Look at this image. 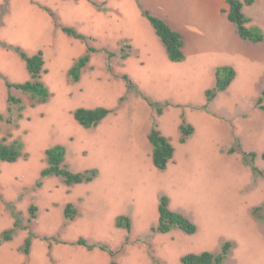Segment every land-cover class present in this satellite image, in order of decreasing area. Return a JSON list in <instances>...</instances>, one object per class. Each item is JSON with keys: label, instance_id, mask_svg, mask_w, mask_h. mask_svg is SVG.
I'll return each instance as SVG.
<instances>
[{"label": "rangeland", "instance_id": "374dc122", "mask_svg": "<svg viewBox=\"0 0 264 264\" xmlns=\"http://www.w3.org/2000/svg\"><path fill=\"white\" fill-rule=\"evenodd\" d=\"M125 1L98 5L108 14L111 2ZM185 1L158 0L152 11L188 37L185 58L175 67L151 27L155 42L137 37L133 42L134 60L144 65L132 62L129 68L142 86L128 78L126 60L97 53L85 70L83 87L77 89L65 80L63 69L84 48L59 35L58 13L65 23L106 38L84 17L66 13L65 20L57 11L70 5L81 10L83 2L95 0H0V143L23 145L17 162H0V238L19 224L11 241L0 243V264H182L185 255L218 253L225 242H231L232 249L224 264H264V209L253 214L264 207V112L257 106L264 91V40L242 39L262 46L259 54L258 49L239 52L211 18L200 22L188 12ZM244 15L248 27L264 33ZM41 41H48L52 51L41 80L55 87L45 103L5 86L30 79L14 48L28 49L30 55ZM220 67L232 68L235 78L208 102L206 90L214 85ZM8 95L21 103L10 104ZM98 107L111 112L97 127L85 129L74 122L76 109ZM164 117L177 122L168 130L179 150L161 171L148 162L149 147L137 135L147 127L159 130ZM184 121L194 132L181 147L176 124ZM57 144L67 150L64 165L69 171L95 170L94 179L68 186L61 177L43 178L46 150ZM242 153L256 154L253 164L261 174H253ZM163 196L171 210L197 226L195 234L153 230ZM68 204L77 212L73 220L64 216ZM120 217L130 220V231L116 226ZM79 240L96 248L77 245Z\"/></svg>", "mask_w": 264, "mask_h": 264}, {"label": "trees", "instance_id": "16d2710c", "mask_svg": "<svg viewBox=\"0 0 264 264\" xmlns=\"http://www.w3.org/2000/svg\"><path fill=\"white\" fill-rule=\"evenodd\" d=\"M229 5L228 19L234 24L236 30L244 41H250L252 43H260L264 40V33L258 27H248L247 19L243 13L244 3L239 0H226ZM246 4L252 5L254 0H246ZM144 16L149 20L151 25L154 27L156 34L162 40L168 56L173 62H181L184 59L183 46L184 42L182 36L172 30L164 21L150 15L148 12L143 13ZM62 30L77 39H84L83 36L77 34L73 29L63 27ZM14 51L19 55V57L25 63L26 69L30 74V80L21 84H11L6 82V87L8 89L20 90L25 94H29L32 99L38 101L39 103H45L50 98V92L46 85L41 80V75L44 72V57L43 53L40 51L33 56L27 55L20 48H14ZM94 52V49L89 48L87 54L80 58L72 67L69 72V76L73 82H78L80 80L81 72L86 67L90 60V53ZM235 71L229 67L219 68L216 72V84L212 89L206 91V98L208 102H211L216 98L220 92H224L230 86L235 78ZM128 87L132 88V84L129 80ZM264 91L262 97L257 100V106L261 111L264 112L263 105ZM8 102L10 104H19L21 100L14 98L13 96H8ZM151 106L156 107V104L151 103ZM110 110L103 107H98L95 109L78 108L74 111L73 117L76 122L85 129H91L97 127L107 116L110 114ZM161 111L159 110V113ZM2 116L0 115V120ZM181 142L185 143L187 139L193 134V127L187 123L181 126ZM149 141L153 146L152 151V162L157 170H165L169 162L174 156V147L171 142L163 136L157 129L153 128L150 135ZM23 145L21 142H14L12 145H6L0 143V162L5 163H15L22 156ZM234 152V149L230 151ZM66 155V149L62 145H56L52 148L46 150V160L48 167L41 172L43 178L49 176L61 177L68 186L82 184L85 182H90L96 176L95 170H88L83 173H73L68 170L64 165ZM256 158L255 153H242V159L246 166L250 167L253 174L260 173L258 169L254 166L253 160ZM264 158V154H263ZM261 174V173H260ZM262 208H256L254 214L257 216ZM35 209H32L34 212ZM159 221L157 227H154V231L160 234L169 233L171 230L178 229L187 235H193L197 232V226L191 222L184 215L174 212L169 208V199L166 196L161 197L160 204L158 208ZM77 212L73 209L71 204H68L64 210V216L66 220H73ZM34 216V213H32ZM118 228H123L126 231L131 230V222L126 217L118 218L116 222ZM19 224L16 222L14 227L2 234L0 238V243L9 242L12 239L16 228ZM30 237V236H29ZM31 238V237H30ZM28 238L25 241L23 252L25 254L29 253V247L31 244V239ZM77 245L84 246L89 250L96 248V246L88 245L86 241L79 240ZM102 251L108 252L111 257H114V253L109 251L105 246H98ZM232 249L231 242H225L218 253L212 252H202L200 254H188L185 255L181 262L182 264H224L228 259L229 253ZM110 264H117L115 261H111Z\"/></svg>", "mask_w": 264, "mask_h": 264}, {"label": "crops", "instance_id": "0c3cea01", "mask_svg": "<svg viewBox=\"0 0 264 264\" xmlns=\"http://www.w3.org/2000/svg\"><path fill=\"white\" fill-rule=\"evenodd\" d=\"M103 1L104 0H95V2H83L82 3L83 8L81 10H77L73 5H70V6H66L63 11H57V13L60 12L61 14H63V18L65 20L68 16L73 15L72 13L75 14L74 16L76 18L84 17L82 19H84V21H86V22H89L87 24L93 25L95 31H100L101 33H104V37L106 38V40H101L98 37V35H96L94 33H88L83 28H78V27H75L74 25H70V24L65 23L61 19L60 15L58 13V21L60 23H62V26L61 25L59 26V28H60V31H59L60 34L59 35H61L63 38H65L66 41H68V42L69 41H73V42H77V43L79 42V44L82 45L84 48L83 52L80 53L79 55L71 56V59L67 65V67H65L63 69V72H64L63 74L65 76V80L68 81L72 85H76L77 87H75V88H77V89H78V87H83V84H84L83 82H85L84 81L85 70L88 67V65L90 64L94 55L97 53H106L108 57H113V58L118 57L120 60H123V61L126 60L128 63H130V67H128V70H127V75L129 77L124 76V79L126 77H128L131 80L132 77L129 73V68H131V63L134 62L137 65H139V64L144 65L143 62L141 63V60H139V61L134 60L135 57H137L134 55V50H133V47H135L133 44L134 39L136 37H137V39H141V40L151 39L154 42L157 39L164 46L162 40L156 34L154 27L151 25L149 20L144 16V14H143L144 12H148L150 15L161 19L170 28H172V30L178 32L182 36L184 46H185V42L188 41V37H187L185 31L184 32L182 31V33L179 32L178 30H176V28H174L172 26V24L169 21H167L166 18H164L162 16H158L157 14L155 15L152 12L153 10L157 9L155 7V2L158 0H139L136 2L134 0H129V1L118 2V3L111 2L109 4L110 13H108V14H105L103 12L104 9L98 5V4L102 3ZM239 1L244 3L243 13L245 12L246 15H248L252 20H254V23L256 21V23L260 27L264 28V15L260 14L261 10L264 9V0H256L255 5L254 4L253 5L246 4V2H245L246 0H239ZM162 4H163V2L160 3V5H162ZM62 6H65V5H62ZM184 7H186L188 12H191V14L196 19H198L200 22H202L200 18H202L204 21L207 20L208 18H211V20L214 21V23L218 26L219 29H222L223 31H225L227 33V35L230 37L233 45L235 46V48L239 52H242V51L245 52L246 50L252 51V50H256V49H258V54L261 52L262 46H258V47L253 46L251 44L244 42L241 39V37L239 36V34L236 30V27L228 19L229 5L227 4L226 0H186L184 2ZM257 11H258V14H257ZM66 13H69V15L67 16ZM257 18H258V21L256 20ZM51 20L53 23L56 22L54 17ZM56 24H58V23L56 22ZM63 27L73 29L77 34L83 36L84 39H77V38H74L72 36H69L68 34H66L62 30ZM151 27L159 39L158 38L155 39V37H153V34H152L153 31H152ZM95 31H93V32H95ZM235 31L237 32V35L235 34ZM109 41L112 43L107 44V42H109ZM46 43H48V41L39 42L38 43L39 45H37L39 48L36 46L35 49H37V50L35 51V53L33 52V54H30V55L27 53L28 49L26 50L24 48L27 51V52L26 51H24V52L29 56H33L40 51L43 53V57H44V61H45V65H44L45 71H46L47 64H48V62H47L48 61V59H47L48 55H49V53L52 52V51H49L51 48L48 47L49 45ZM184 46H183V54H184V58H185ZM189 47H190V45H189ZM89 48L94 49V52L90 53V60H89L88 64L86 65V67L82 70L80 80L78 82H73L69 76V72L72 69V67L74 66V64L80 58L84 57L87 54ZM163 48H165V46ZM108 50H112L113 52H110ZM164 50L166 51V56H167L166 58L169 61V64L173 65V67H175L176 64L179 62L171 61L169 56H168L166 48ZM220 68H222V67H220ZM25 69H26V66H25ZM218 69L219 68L216 69V72ZM26 71H27V69H26ZM27 73L30 77V74L28 71H27ZM29 80H27V81H29ZM133 80L134 81H132V82H134L137 85L142 86V84L137 83L135 79H133ZM27 81H25V82H27ZM42 82L46 85L49 92H51V90H55V87H53L48 82H46V83L44 81H42ZM11 84H21V83H11ZM215 84H216V78H215L214 85H212L207 90L212 89L215 86ZM231 84H230V86H231ZM90 89H93V87ZM8 90H10V89H8ZM85 90H88V89H85ZM50 96H51V93H50ZM154 97H155V95H154ZM205 97H206V95H205ZM204 99L207 101L206 98H204ZM172 101H177V100L172 98ZM177 102H181V101H177ZM83 105H85V104H83ZM86 109H88V108H86ZM74 122H76V120ZM165 122L167 124H165ZM170 123H172V125H173L174 123H177V122H175V120L173 118L170 120L167 119V117L162 118V121L159 123V126H158V127H160V129L159 130L157 129V130L163 136H165L173 145L174 150H175L173 158L176 159V154H177L179 148L175 147L174 142L176 141V136H175L174 142L172 143V138L174 136L169 134L168 128H169ZM181 126H182V123L179 125L176 124V133H177V138H178L179 144L181 145V147H184V145L187 143V141L191 138V136L193 134L187 139V141L185 143H182L181 142V137H182ZM152 129L153 128L147 127L143 131L144 133L141 134V136L137 135V136H139V138L138 139L136 138L137 140H140V137H141L143 143L148 145L149 150H150L149 158H147L148 162L152 161L153 146L149 141V135H150ZM179 130H180V134H179ZM57 145H59V144H57ZM66 154H67V150H66ZM65 159H66V155H65ZM171 161H173V159ZM170 162H169V164H170ZM168 167H169V165H168ZM174 212H177V211H174ZM177 213H179V212H177ZM180 214H182V213H180ZM253 214H254V212H253Z\"/></svg>", "mask_w": 264, "mask_h": 264}]
</instances>
